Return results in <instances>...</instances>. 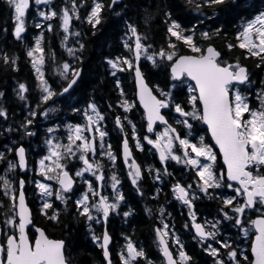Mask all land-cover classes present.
Segmentation results:
<instances>
[{
  "label": "snow or ice",
  "instance_id": "obj_1",
  "mask_svg": "<svg viewBox=\"0 0 264 264\" xmlns=\"http://www.w3.org/2000/svg\"><path fill=\"white\" fill-rule=\"evenodd\" d=\"M192 3L193 0H188ZM231 4L236 0H200L195 5L197 11L205 7L215 9ZM7 5L13 11L14 29L13 35L17 40H22L26 29V14L30 8L31 0H6ZM39 5H49L51 0H34ZM67 4L57 12L55 9L40 10L37 8L39 17L44 21L59 18V27L62 29V47L72 62L64 60L57 64L54 74L63 82L59 85V91L53 87V83L45 74V65L51 60L56 63L55 52L46 55L44 47V34L40 33L35 38L33 46L29 47L26 55L30 58L31 66L38 81L37 87L40 95L35 109L29 105L28 117L25 118L21 127L25 135L33 136L35 133L29 128L34 123L37 115L48 117L49 113L56 112L54 106L45 108L42 112L38 109L50 101L55 104L56 97L64 94L71 96V91L81 78L83 69L77 64L83 63V50L85 44L76 41L78 47L69 46L70 37H80L79 31H72L73 20H80V8L86 0H69ZM119 0H110V9L117 5ZM91 11L86 15V21L96 29L102 24V12L105 4L102 0H93ZM119 15V13H117ZM167 21L169 39L167 47L153 49L148 42L149 37L141 33L137 26L126 24L128 29L124 47L128 49L131 57H116L107 59V64L112 69V75L116 73L132 71L137 87L136 95L139 103L143 106L146 117V131L152 135L141 137L136 131V124L128 119L123 120L119 115L115 117V125L123 133L122 149L123 163L127 167V176L131 184L135 186L139 195L144 193L140 183L144 178L145 169L137 162L129 147L128 134L125 132V121L130 125L132 135L136 139V148L144 151L141 139L158 153L159 161L163 168L149 166L147 173L160 181L163 175L171 176L168 172V162L174 161L183 165L185 169L194 172L195 189L193 184H182L176 181L172 185L173 195L188 208L190 220L184 224L185 229L194 231L193 239L200 242V246L213 258V264H264V88L256 95L258 106H253L249 99L252 81L246 66L239 59L229 62L222 58L221 52L211 43L206 46L198 44L195 40V27L187 29L172 19L170 11L164 13ZM166 21V22H167ZM148 19H145L147 24ZM36 28H43L42 22L35 24ZM46 30L51 32L53 25L48 23ZM221 29L213 32L203 31L201 38L210 41L213 36H219ZM174 37L175 41L171 38ZM238 47L246 49L248 57L258 58L257 67L264 64V10L258 11L253 18L242 23L241 30L237 32ZM183 43L192 54H182L178 44ZM235 45L229 43L227 48L231 50ZM5 64H11L15 70H19L18 57L12 58L4 53L2 57ZM151 62L152 67L166 65L170 69V79L173 82L171 89L179 91L182 86L187 87V96L181 100L172 90H165L155 85L149 86L144 72L141 70V59ZM264 83V81H262ZM121 99L119 107L125 113L131 112L136 106L135 101L126 98L124 89L120 87L119 79L116 80ZM29 91L25 83L18 85L17 95L20 100H27L25 95ZM0 91V98L4 97ZM111 107V105H109ZM167 110L168 115L165 114ZM73 111L80 109L73 108ZM86 119L85 124H68L67 144H64L53 135L45 140L48 155L39 160V173L47 181H55L58 185L46 182H37L36 187L40 193L42 203L40 212L50 221L57 224L60 222V210L53 209L50 198L60 201L67 208L72 201L77 216L84 220L91 233L92 240L98 243L102 249L106 264H113L112 253L109 245L113 242L112 236L107 230L108 219L111 214H119L121 202L125 196L120 189L121 180L115 172L110 176V188L113 195L104 193V163L97 160L98 154L107 157L112 166L118 159L113 151L111 143H105L108 132L102 122L104 114L96 103L92 102L83 111ZM7 109L0 108V117L7 119ZM173 123L169 122V117ZM206 125V133H210V140L206 142L205 135H198V125ZM178 125L183 130H178ZM162 126V131L157 127ZM60 126L50 127L48 133H55ZM7 131H12L11 128ZM197 133V134H194ZM11 153L15 151L18 159L7 161L4 152H0V162H6L5 174L0 177L3 186V195L8 198V205L0 201V209H4L0 219V264H68L65 252V240L53 239L43 228L36 227L33 221L31 208L28 206L24 192L25 180L19 178L18 182L8 177V172L19 168L28 169L26 149L20 145L16 148H8ZM218 153L222 157L223 166H217ZM78 154V155H77ZM91 157V158H90ZM82 161L83 166L70 171L69 163L73 160ZM48 161L49 163H46ZM86 173L95 177L99 182L94 185L92 179L85 176ZM77 178L85 185L81 190L77 186ZM18 183V187H17ZM230 189L232 194H219L224 207L220 209L222 215L215 221L205 220L198 222L194 201L199 199L197 192L205 197L213 198L217 190ZM212 190V191H210ZM159 190L157 191L158 194ZM76 197L75 199H73ZM53 209L50 215L48 210ZM151 214V209H145ZM161 226L155 231L157 249L162 256L161 264H190L192 257L185 251L184 243L176 233L175 228L164 221L166 209L159 208ZM231 212V214H230ZM132 215V211H126V218ZM170 215V213H169ZM254 216V218H253ZM230 222L231 228L236 229L239 240H233L231 236L225 238L221 232L222 222ZM104 224L102 236L96 235L93 224ZM29 226L34 229L30 235ZM229 229L225 226V231ZM254 237V238H252ZM250 239V255L240 247L245 240ZM125 243L117 253L119 264H155L142 247H137L131 236L124 237ZM170 242L177 247L174 255ZM236 247H233V244ZM216 244L217 246H213ZM223 250V255H222Z\"/></svg>",
  "mask_w": 264,
  "mask_h": 264
},
{
  "label": "trees",
  "instance_id": "obj_2",
  "mask_svg": "<svg viewBox=\"0 0 264 264\" xmlns=\"http://www.w3.org/2000/svg\"><path fill=\"white\" fill-rule=\"evenodd\" d=\"M92 2L93 0H86L84 6L80 8V20L74 19L72 22L71 30L79 31L81 36L70 37L68 41L69 46L75 45L78 47L76 44L77 40L85 44L83 63L76 65L83 69L81 78L77 85L74 86V90H71L70 97L69 94L63 97H56L54 105L50 101L38 109L39 112H42L45 108L54 106L57 111L54 113L50 112L48 117L37 115L34 118L33 125L29 128L35 135L27 136L21 125L24 123L25 118L28 117L29 105L35 109L40 95L35 72L31 66L30 58L26 55L28 48L34 45L35 38L43 32L46 55L55 52L56 60L55 64L49 60L44 70L49 82L53 83V87H56L57 91L60 90L59 85L63 82L54 74L56 65L62 63L64 60H68L70 63L72 62L66 50L61 45L63 32L59 27V18L44 21L42 17H39L37 8L45 11L51 8L59 12L66 4L70 7V3L69 0H52L49 5L37 6L31 0L30 8L26 15L27 31L22 34V40H17L13 35L14 13L7 5L6 0H0V57L4 53H7L12 58L18 57L17 63L19 67L17 71L10 63L5 64L3 59L0 58V91L5 94L3 98H0V108L7 109L8 111L7 119L0 117V152L5 153L7 161L9 158L15 161L17 160L15 151L9 153L7 149H14L22 145L26 149L29 168H32V173H34V177H32L30 170L23 173L17 168L12 172H8V177L16 182H18L19 178H24V192L28 204L32 209L34 223L43 227L49 236L52 235V237H55L57 235L60 238H64L63 240L67 244L66 256L68 257V264H106L102 249L96 246L97 244L92 240L86 223L77 216L72 201L69 202L67 208L63 204H53V209L60 210V222L57 224L47 219L40 212V201H38L40 193L36 187V183L42 182L43 180L36 161L47 151L45 148L47 136L52 137L47 129L59 125L60 127L54 133V136L58 140H66L68 134L66 125L80 124L84 117L83 111L88 108L90 103L94 102L105 116V120L102 122L105 130L108 132V136L105 137V143H111L113 151L118 156L115 166L110 164L107 157L100 156L98 160H102L105 165L104 174L106 181L110 182V176L113 172L117 174L121 180L119 187L125 196V200L121 202L119 214L114 213L109 223H107L108 232L113 240L111 252L114 256V264H119L116 254L124 245L125 236H131L137 247H142L148 257L155 261V264H161L162 256L157 249L154 231L157 226H161V218L158 211L160 207L166 209L164 221L175 228L181 240L186 243L189 241L192 242L193 249L187 250L192 257L190 264H213V258L203 250L198 240L192 238L194 233L191 227L189 229L184 228V224L188 222V209L183 211L184 205L175 199L172 191V185L176 181L185 185L193 184V188L195 189L194 181L196 178L194 172L185 169L183 165L176 164L174 161H169L168 172L173 175L167 176L162 173L161 180L156 181L153 176L147 173V168L150 165L155 168H163L158 154L151 145H148L142 139L141 143L143 144L144 151L137 149L135 146L136 139L132 135L131 127L125 121V132L128 134V139L131 142L135 157L142 168L145 169L144 178L140 183V188L144 195H139L135 186L131 184V180L127 176L128 170L125 168L126 166L121 157L123 133L115 125V117L119 115L123 120L124 116L127 115L128 119L136 124V131L141 137L144 135H152V138L155 139V136L147 133L145 116L138 104L128 113H125L124 109L119 107L118 101L121 99V96L116 85V80L119 79L120 87L124 89L126 98L131 101H136L134 74L132 71H118L113 76L111 74L112 69L107 64V59H115L118 56L131 57L128 49L124 47L125 40H128V36H126L128 31L126 24L128 23L136 25L141 33L149 37L148 42L153 45V49L167 47L169 39L167 27L170 21H167L164 13L170 11L172 13L171 18L177 20L182 27L187 29L195 27V40L198 44L206 46L211 43L221 52L223 59L229 62H234L236 59H239L240 63L248 68L250 80L252 81L249 86L251 93L249 99L253 106H258L256 95L264 88V83H262L264 81V64H261L260 67L256 66L259 62L258 58L248 57L246 55V49H240L238 47L239 42L236 35L241 30L243 22L253 18L258 11L264 10V0H236L235 5L229 2L227 6L215 9V12L214 9L208 7L197 11L195 5L200 3V0H193L192 3H189L188 0H121V3L115 5L112 9L108 7L110 0H102L105 4L102 12L103 21L96 29H93L86 21V15L91 11L90 6ZM80 3L81 0H77V4L79 5ZM145 19H148L147 24L145 23ZM37 22H42L44 27L36 28L35 24ZM48 23L53 25L51 32L46 30ZM216 29H221L219 36H213L210 41L201 38V32H213ZM171 39L175 41L174 37ZM128 42L131 43L132 41L128 40ZM229 43L235 45L231 50L227 48V44ZM178 48L182 54H192L182 42L178 44ZM140 66L148 84L154 90V86L159 85L160 88L166 91L172 90L181 100L186 98L188 94L186 85L182 86L179 91L170 88L173 82L170 79V69L166 65H161L158 68L152 67L151 62L145 61L142 58ZM20 83H25L29 89L25 94L27 100L24 101L20 100L17 95L18 85ZM73 108L80 109V111H73ZM165 114L168 115L167 110H165ZM169 121L173 123L171 116L169 117ZM175 126L183 134L181 127L178 125ZM9 128L12 131H7ZM197 128L199 130L198 135H205L206 142L213 143L205 131V125L200 124ZM157 131H162L161 127H158ZM14 139L15 142H18V145L13 146L12 141ZM76 161L73 159V162ZM217 166H223L219 153ZM78 168L80 166L76 163L73 166L72 164L69 165L70 170ZM5 169L6 162H0V177L5 174ZM158 190L159 192L157 194ZM228 190L232 194V191L230 189ZM224 191L225 189L217 190V195H214L211 199L197 192L199 199L194 202L196 203V214L201 218V222L206 220L203 218L204 214L215 219L220 218L222 214L220 213V209L224 206L218 198V195L224 194ZM0 201H3L5 207H7L8 198L3 195L2 183H0ZM146 208L152 210L151 214L145 210ZM53 209L48 210L50 215ZM130 210L132 211V215L130 216L132 221L130 220L128 222L130 218H125L123 213ZM3 211L4 209H0V219L3 218ZM178 212L181 213L178 214ZM226 226L229 229L228 231H225L223 224L221 227V232L225 238L231 236L233 240H239L240 237H237L236 234L237 230L231 228L230 222H227ZM31 232L34 234L33 228ZM102 233L103 227H100V231L96 235L102 236ZM249 244L250 239L245 240L240 247L249 252ZM214 246L217 245L215 244ZM236 246L234 243L233 247ZM140 264H143V261Z\"/></svg>",
  "mask_w": 264,
  "mask_h": 264
},
{
  "label": "flooded vegetation",
  "instance_id": "obj_3",
  "mask_svg": "<svg viewBox=\"0 0 264 264\" xmlns=\"http://www.w3.org/2000/svg\"><path fill=\"white\" fill-rule=\"evenodd\" d=\"M254 95H255V92H254ZM85 117H83V121H81V124H85L84 122H85V119H84ZM12 143H13V146L14 145H18V142H15V139L12 141ZM91 158V157H90ZM96 159L98 160L99 159V153L97 154V156H96ZM8 161H12L11 160V158H9V160ZM76 163L77 164H79L81 167L83 166V163H82V161H76ZM36 164H37V161H36ZM70 164V163H69ZM126 169H127V167H125ZM31 176L32 177H34V173H32L31 174ZM90 179H92L93 180V182H94V185L95 184H97V183H99V182H97V181H95V177H89ZM104 184H105V188H104V193L105 194H107V195H109L110 196V198H111V196L113 195V193H112V190H111V188H110V182H108V181H106V180H104ZM76 187H79L81 190H84L85 189V185H83V184H81L80 183V181H79V179L77 178V186ZM76 197H74L73 199H75ZM51 200H52V203L53 204H55V203H58V204H62L60 201H57V200H55V197H52V198H50ZM70 202V201H69ZM183 208H184V210L183 211H185V209H188L186 206L184 207L183 206ZM182 211V212H183ZM179 213H181V212H178V214ZM114 214V213H113ZM113 214H111L110 215V217H109V219H108V223H109V221L111 220V218H112V215ZM222 215V214H221ZM131 216V215H130ZM130 216H128V218H130ZM197 217H198V222H201V218H199V216L197 215ZM203 218L204 219H206L207 221H215V220H217V219H215L214 217H208V216H206V214H204L203 215ZM187 219H188V221L190 220V217H187ZM132 221V218H130L129 220H128V222L129 221ZM203 222H204V220H203ZM203 222H201V223H203ZM228 221H223L222 222V224H223V227H225L226 226V223H227ZM35 224V223H34ZM35 226L36 227H39V228H43V227H41L40 225H38V224H35ZM86 226H87V224H86ZM93 226V229H94V231H95V233L96 234H98V232L100 231V227H103V231H104V224L103 223H99V224H93L92 225ZM88 228V227H87ZM31 229H32V226L30 227V229H29V231H30V235H32V232H31ZM44 229V228H43ZM107 229H108V227H107ZM45 230V229H44ZM46 231V230H45ZM47 233V232H46ZM50 238H53V239H64V238H60L59 236H57V235H55V237H52V235L51 236H49ZM183 242V241H182ZM96 243V242H95ZM184 243V246H185V251L187 252V250H190V249H193V247H192V242H188V243H186L185 241L183 242ZM97 245L96 246H99L98 245V243H96ZM113 244V243H112ZM67 244L65 243V251H66V249H67V246H66ZM173 245V246H172ZM215 244H213V246H214ZM170 247L172 248V250H173V253H174V255L176 254V250H177V247L178 246H176V245H174V244H172L171 242H170ZM119 252V251H118ZM117 252V253H118ZM188 253V252H187ZM246 253L247 254H249L250 253V251L248 252V251H246ZM189 254V253H188ZM116 256H117V254H116ZM249 258L251 259V255L249 254ZM112 259H113V263H114V256L112 255ZM117 259H118V256H117ZM104 262H105V260H104ZM106 263V262H105Z\"/></svg>",
  "mask_w": 264,
  "mask_h": 264
},
{
  "label": "rangeland",
  "instance_id": "obj_4",
  "mask_svg": "<svg viewBox=\"0 0 264 264\" xmlns=\"http://www.w3.org/2000/svg\"><path fill=\"white\" fill-rule=\"evenodd\" d=\"M32 1L34 2V0H32ZM51 1H52V0H51ZM27 13H28V12H27ZM26 15H27V14H26ZM50 134H51L52 136L54 135V133H50ZM58 141H60V142H62V143H64V144H67V143H68L67 139H66V140H63V141H62V140H58ZM46 150H47L46 153L43 154L42 157L45 156V155H48V149H46ZM42 157H41V158H42ZM41 158H38V159H37V165H38V168H39V160H40ZM72 162H73V160L71 161V163H72ZM46 163H49V162L46 161ZM85 176L88 177V178H89V177H92L91 174H89V173H86ZM42 182H46V183H50V184H52L54 189L58 187V185L56 184L55 181H47V180L44 178V181H42Z\"/></svg>",
  "mask_w": 264,
  "mask_h": 264
},
{
  "label": "water",
  "instance_id": "obj_5",
  "mask_svg": "<svg viewBox=\"0 0 264 264\" xmlns=\"http://www.w3.org/2000/svg\"><path fill=\"white\" fill-rule=\"evenodd\" d=\"M121 3V0H119V3L118 4H120ZM114 7V6H113ZM137 88V87H136ZM71 91V90H70ZM64 95H67V93L66 94H64ZM137 101H138V103H139V99H138V96H137ZM139 105H140V107H141V109L143 110V106L139 103ZM143 112H144V110H143ZM206 126V125H205ZM210 134V133H209ZM130 147V146H129ZM122 153H123V149H122ZM122 158H123V155H122ZM222 158V157H221ZM223 162V161H222ZM22 171H26V170H22ZM26 201H27V199H26ZM29 206V205H28ZM30 227V226H29ZM111 245V244H110ZM109 245V246H110Z\"/></svg>",
  "mask_w": 264,
  "mask_h": 264
},
{
  "label": "bare ground",
  "instance_id": "obj_6",
  "mask_svg": "<svg viewBox=\"0 0 264 264\" xmlns=\"http://www.w3.org/2000/svg\"><path fill=\"white\" fill-rule=\"evenodd\" d=\"M187 7V6H186ZM220 16V15H219ZM150 155V154H149ZM151 161V160H150ZM148 165V164H147ZM199 193V192H198ZM172 195V194H171ZM183 229V228H182ZM173 246V245H172ZM210 259V258H209Z\"/></svg>",
  "mask_w": 264,
  "mask_h": 264
}]
</instances>
